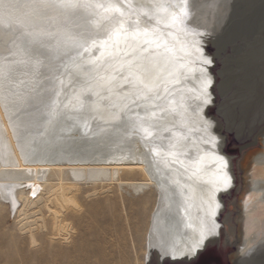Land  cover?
<instances>
[{
	"label": "rangeland",
	"instance_id": "rangeland-1",
	"mask_svg": "<svg viewBox=\"0 0 264 264\" xmlns=\"http://www.w3.org/2000/svg\"><path fill=\"white\" fill-rule=\"evenodd\" d=\"M218 1L0 0V120L5 119L10 122H7L10 128L19 130L20 134L15 131L16 135L27 137L29 148L36 157H62L64 154L67 158L73 153L85 155L95 151L126 153L131 150V133H141L144 127V130L148 129V133L145 131L149 135L147 137L151 138H147V143L138 141L142 151L145 150L144 144L151 141L161 145L165 152L169 143L164 154L166 158H172L171 163L174 159L177 163L182 156L192 164L202 160L204 164L200 173L204 175L209 169L213 171L212 167L226 168L225 163L232 159L224 149L227 139L225 128L235 108L243 102V111L253 116L259 127L256 135L251 131L244 134L250 139L256 136L257 145L261 144L264 152V0ZM173 27L178 35L173 41L184 46L181 53L194 44H204L198 51H192L195 58L189 63V66L194 65L199 77L197 95L186 90L183 78L175 76L176 67V70L180 69L178 63L159 58L160 63L154 58L156 62L148 64L143 58L152 49V33L159 32V29L160 33H166ZM114 32H119V37ZM114 37L117 40L122 38L120 46L114 43ZM147 48L149 50L145 51ZM209 60L214 65L207 70L209 67L205 61ZM239 70L244 71V77L238 74L231 82L228 81ZM208 71L212 76L207 77ZM162 76L166 81L161 83ZM146 77L149 78L144 79ZM151 78L157 79L153 81ZM205 81L209 82L206 87ZM146 82L150 88L144 86ZM192 82L195 83L196 79ZM225 83L228 87L226 95H223ZM175 85L178 88L181 85V88L176 89ZM186 91H190L189 94ZM176 119H180L179 123ZM147 122L160 129L154 127L155 131L149 133L151 125L146 127ZM184 128H187L185 131L192 130L186 133ZM160 133L169 139L165 140ZM71 135L81 137L80 141L73 143ZM250 139L247 141L251 142ZM107 143L109 148L104 146ZM1 146L4 148L2 143L0 149L3 150ZM194 153H197L196 161L191 159ZM262 165L264 158L255 164L258 171H262ZM240 166L243 167H236L237 171L250 169L257 174L245 162ZM59 175L60 172L53 171L47 186L39 190L38 195L44 200L53 196ZM60 176L66 193L72 197L70 205L61 210L60 224L63 228L56 225L61 204L54 197L56 202L51 205L54 213H48L44 204L36 208L44 213L46 220L33 225L35 242L30 232L22 229L23 222L19 224V208L0 189V264H147L148 230L158 192L150 189L135 195L131 188H126L129 192H122L117 184L109 187L74 183L68 170ZM149 178L133 170H125L123 174L124 180ZM20 182L23 190L19 198L33 191L38 184L36 180ZM233 198L230 205L239 200L237 193ZM179 228L175 234L180 238L186 235L187 228L181 223Z\"/></svg>",
	"mask_w": 264,
	"mask_h": 264
},
{
	"label": "bare ground",
	"instance_id": "bare-ground-1",
	"mask_svg": "<svg viewBox=\"0 0 264 264\" xmlns=\"http://www.w3.org/2000/svg\"><path fill=\"white\" fill-rule=\"evenodd\" d=\"M210 2H213V1H210ZM221 2H223V1H221ZM216 7H217V5H216ZM223 7H225V6H223ZM224 11H225V9H224ZM254 20H253V22H254ZM247 21H249V20H247ZM250 26H251V24H250ZM262 27H264V26H262ZM258 28H259V26H258ZM261 28H259V29H261ZM168 29L169 30H167L168 32H166V33H160V29L159 30L157 29L159 32L152 33V35H153L152 36L153 38L151 37L152 38L151 40L153 41L152 45H151L152 49H151V51H149V53H146L143 58L145 61H148V64H151L152 62L154 63V61H155V60H153L154 58L158 61H160V60L164 61L165 60V62L168 61V62H171L173 64L178 63L180 69L176 70L177 69V67H176V69H175L176 75L175 74L174 75L176 77H178L179 79L183 78L185 80V84H183V85L187 88L186 90L193 91L194 95H197L199 89H196V88L198 87L197 80L199 77H198V75H196L194 65L189 66V63H191L193 61V60L191 61V59L195 58L194 54H192V51H198L199 49L204 47V44H194L193 46L186 48L181 53L182 49H184V46L181 43L177 44L176 43L177 41H173V39H176L178 36L174 30L176 28L173 27V28H168ZM170 30H172V31H170ZM198 30H200V29H198ZM186 31L188 32V30H186ZM180 32H182V30ZM117 33L120 34L119 32H116V33L114 32L115 36L119 37V35H117ZM184 33H182V34L184 35ZM184 36H187V35H184ZM148 37L150 38V36H148ZM121 39H119V40H121ZM116 40H117V38H115V41ZM119 40H117L116 42L114 41V43L117 46H120V44H121V43H119ZM262 40L263 39L261 38L260 41H262ZM188 42H190V41H188ZM148 50H149V48H147V50H145V51H148ZM189 51H191V52H189ZM157 57H158V59H157ZM159 58H160V60H159ZM158 61H157V63H159ZM162 61H160V63ZM211 62H212V60H211ZM167 65L165 66V68L168 67ZM212 65H214V63H211V65L208 63V65H206V66L209 68H206V69L207 70L211 69ZM171 67H172V65H171ZM149 68H150V66H149ZM152 68L154 69V67H152ZM172 68H175V66ZM145 70H146V68H145ZM156 70L157 69L155 68V71ZM259 70H260V68H259ZM165 71H167V70H165ZM170 71H171V68H170ZM209 71H208L207 77L212 76L209 73ZM154 72L152 74H154ZM197 73H199V72L197 71ZM258 73H259V71H258ZM160 74H161V72H160ZM238 74H240L242 77H244V71L239 70V71H236L234 75H231L230 79L228 81L231 82L234 79V77ZM172 75H173V73H172ZM204 75H202V77ZM144 76L145 75L143 74V77ZM165 77H167V76H165ZM207 77H205V78H207ZM148 78L146 77L144 79H148ZM162 78H163V80H161V83L166 81V80H164L163 76H162ZM151 79H153V78H151ZM192 79H196V82L195 83L192 82ZM155 80L153 79V81H155ZM171 80H172V78H171ZM205 80H207V79H205ZM212 80H213V78H212ZM250 80L252 82V79H250ZM199 81H201V80H199ZM150 82H151V80H150ZM157 83H159V82L157 81ZM143 84H145V83H143ZM153 84H154V82H153ZM176 85H178L177 81H176ZM144 86H147V82H146V85H144ZM164 86H166V84ZM164 86H163V88H165ZM209 86H211V85H209ZM153 87H156V86H153ZM153 87H151V89H154ZM200 87L201 86H199V88ZM227 87H228V85H226V83L223 84V88H222L223 95H226ZM148 88H150V87H148ZM166 88L168 89V86H166ZM180 88H181V85L179 88L177 87L176 89H180ZM167 89H166V91H167ZM170 89L172 90V88H170ZM146 90H148V89H146ZM171 90H169V91L171 92ZM181 90H180V92H181ZM208 91H209V89H208ZM152 92H153V90H152ZM189 92H187V93L189 94ZM181 93H182V96L184 95V97H185V94H183V92H181ZM178 94H179V92H178ZM206 94H205V97H206ZM215 94H216V92H215ZM173 95L176 96L177 94L176 95L173 94ZM168 97H169V95L166 98L167 100L169 99ZM177 97H178V95H177ZM210 97H212V96H210ZM210 97L207 96V98H210ZM236 97H239V96H236ZM178 98H181V96ZM201 100H203L202 97H201ZM167 102H169V101H167ZM179 102H181V100ZM181 104H183V101ZM181 104H180V107H181ZM208 104H210V103H208ZM170 105H171V102H170ZM256 105H258V107L260 106L259 104H256ZM243 107H244V103L242 102V105H240V107L235 108V110L232 114L233 117L230 119V122L227 123L228 125L225 128L227 139L225 138L226 142L223 140L225 143L224 149L229 152V157L232 159L229 162L225 163L226 168L212 167V168H214L213 171L211 169H209V172L207 174H204V175L202 173H200V169H202V166L204 164V163L203 164L201 163L202 160H198V163L194 162L195 164L194 163L192 164L189 161V159H188V161H186L187 158H184L182 156V158H180L177 163L174 162V160L176 161V159L173 160L174 164H173V162L171 163L172 158L170 159L169 156H168L169 158H166L167 156H166V154H164L167 151L169 143H167V147L165 146L166 147L165 152H163V149L161 150V148H160L161 145L158 144L159 145L158 146L157 142L154 143L151 141H150L151 143L149 142V144H144L145 150L142 151L140 149L138 141L141 140L145 143L149 138H151V137H149V138L147 137L149 135L146 134L145 131L147 132L148 129L144 130V127H142V131H140L141 133H138V132H132L131 133V135H130L131 150L126 152V153H104L103 154L99 151H95V152H91V153H87V154L85 153V155H76V153H73L72 156L68 155L67 158L64 156V154L62 157L59 155H48V156L36 157V156H34V151L30 150V148H29V142L27 140V137L25 135H23L22 132H21L22 136L16 135L15 131H19V130H14L15 128L12 129V127L10 128L9 127L10 124L8 125L7 124L8 121H6L5 119L0 120V139H1L0 143H2L4 146V148H2V146H1V148L3 150L0 149V189L13 202V204L17 208H19V212H18L19 224L21 222H23L22 229H25V230L30 232L31 239L34 242H35V236L32 233L33 225L37 224V221L46 220L44 217V213H40V211L36 209L38 207V205H40V204H44V208L46 209V211L48 213L52 214V213H54L55 209H53L51 207V205L53 203H55L56 201H60L59 203L61 204V206H59L60 208L58 209L59 214L57 215V224L56 225H57V227L63 228L62 225L60 224L61 210H63V208H65L67 205H70V202L72 200V197L68 196V194L66 193V191H65L66 186L64 185V180L60 176V175H62V173L65 170H68V172L71 176L70 178L74 183H83V184H86L88 186L93 185V184H99V185H103V186L107 185V186L111 187L112 185L117 184L119 189L122 192H124L125 190L127 191L126 188H131L135 195H139L140 193H144L146 190L155 189L158 192V200H157L156 208L152 214L151 223H150V227L148 230V246H149V248H148V253H147V255H148L147 264H194L197 262V260L201 256H203L207 253H211V252H216V253L220 254L222 259H223L222 260L223 264H264V166L262 165V171L261 170L258 171L257 167L255 166L256 162H261L262 158H264V152L262 151V149L260 147L261 144H260V146L257 145V142H256L257 137L256 136H255V139H252V138L250 139V137H247L244 134L245 132L251 131V134L256 135V132H257L259 127L255 124L254 117L251 116L249 113L247 114L243 111V109H244ZM201 108H203V107H201ZM217 108H218V106H217ZM0 109H1V105H0ZM218 109H216V110H218ZM208 111H209V109H208ZM187 113H189V112H187ZM187 113H185V115ZM209 113H211V111ZM170 115H168V116L170 117ZM188 115L186 116V118L188 117ZM216 115H218V114H216ZM172 116H173V114L171 115V117ZM175 116H173V117H175ZM176 117H178V116H176ZM189 117H191V116L189 115ZM224 117H226V116H224ZM227 117H229V115H227ZM183 119H184V116H183ZM165 120H167V119L165 118ZM176 120L175 121L179 123L178 120H180V119H176ZM159 121H160V119H159ZM149 122H147L145 124L146 127L149 125L148 124ZM165 122H167V121H165ZM192 122H194V121L192 120ZM8 123H10V122H8ZM151 123H150L151 128L149 129L150 130L149 133H151V131L154 132L155 131L154 127H156V126H154V124H151ZM163 123L164 122H162V124ZM213 123H214V121H213ZM166 125H168V124H166ZM170 125H172V122ZM212 125H214V124H212ZM162 126H161V129H162ZM176 126H178V125L176 124ZM218 126H221V125H218ZM169 127L171 128L172 126H169ZM174 127H175V125H174ZM157 129H160V127ZM181 129H182V127H180V130L178 128L179 131H181ZM186 129L184 128V131ZM173 130H175V129H173ZM188 131L189 130H187L185 132L187 133ZM165 132H166V130H165ZM211 132H212V130H211ZM195 133H196V131H195ZM205 133H206V130H205ZM18 134H20V131ZM159 135L163 136L161 133ZM171 135H173V134H171ZM196 135H197V133H196ZM198 135H200V134H198ZM209 135H207V136H209ZM166 136H167V134H166ZM201 136H200V138H202ZM159 137L157 136L156 138H159ZM176 137H177V135H176ZM182 137H184V136H182ZM193 137H195V136H193ZM216 137H217V135H215V139H216ZM80 138L81 137H77V136L76 137H74V136L70 137V139L73 141V143L79 142ZM163 138L165 140L169 139L168 136H167V138L163 136ZM163 138H162V140L161 139L160 140L163 141ZM186 138L188 139V137H186ZM179 139H180V137L178 138V140ZM189 139H192V138H189ZM196 139H197V136H196ZM248 139H250L251 142L247 141ZM170 140H171V138H170ZM172 140H173V138H172ZM178 140H176V141H178ZM154 141H156V140H154ZM191 141L192 140H190V142ZM212 141H215V140H212ZM180 142H183V141H180ZM187 142H188V140L186 141V143L184 141L185 144H187ZM179 143H177V144H179ZM204 144H205V142H204ZM213 144L215 145V143H213ZM202 145H203V143H202ZM216 145H218V144H216ZM104 146L105 147L107 146L109 148V143L104 144ZM192 146H194V145H191V147ZM165 147H164V149H165ZM169 147H171V146H169ZM182 147H183V144H182ZM189 147H190V145H189ZM213 147H215V146H213ZM185 148H187V147H185ZM209 148L211 149L212 147L210 146ZM202 149H204V148H202ZM177 150H179V149H177ZM180 150H181V148H180ZM183 151L184 150L182 149V153H183ZM210 151H209V153H210ZM172 152L174 153V151H172ZM193 152H195V150ZM217 152H218V150H217ZM211 153H214V152H211ZM71 154H72V152H71ZM183 154H185V153H183ZM196 154L194 153L195 157L193 155L191 159H193V158L195 159L197 156ZM201 154H202V151H201ZM223 154H225V153H223ZM29 156H30V158H29ZM203 156H204V154H203ZM226 158L229 159L228 157H226ZM198 159H200V158H198ZM202 159L205 160V158H202ZM195 161H196V159H195ZM207 162H209V161L207 160ZM244 162L246 164H249L253 168V170L255 169L257 174H255V172L250 170V169L248 171H243V170L237 171L236 167H238V168L243 167V166H240V163L243 164ZM241 169H243V168H241ZM245 169L246 168H244V170ZM125 170H131V171L133 170V171L141 172V173L148 175L150 178L147 180H143V181L142 180H124L123 174H124ZM53 171L54 172L55 171L60 172V175L58 177V183L56 185V188L53 191V196H49L47 198V200H44L43 196L38 195V193H39V190H43L44 187L47 186V184L49 183V177L51 176V173ZM55 174H57V173H55ZM3 180H7L8 182H5V183L1 182ZM21 180H36L38 184L33 191H31V192L28 191V192H26V195L24 197L19 198V194L23 190V189H21V182H20ZM107 191H109V190H107ZM127 192H129V191H127ZM236 193L238 195L239 200H237V203L230 205V203L234 199L233 197ZM54 197L56 198L55 202H54V199H55ZM32 217H36L37 219L31 220ZM180 223L182 224L183 227L187 228L186 229L187 233L185 236H183V237L180 236V238H179V237H177L178 234H175V233H178L180 231L179 230L180 229L179 228ZM210 229L214 230L217 235L213 236V237H208L206 235L205 241L203 242L202 246L193 247V245H195L196 241L199 240L200 233L202 231L207 233ZM172 235H174V236H172ZM209 238H211L213 240V243H211V244L207 243V240Z\"/></svg>",
	"mask_w": 264,
	"mask_h": 264
},
{
	"label": "water",
	"instance_id": "water-1",
	"mask_svg": "<svg viewBox=\"0 0 264 264\" xmlns=\"http://www.w3.org/2000/svg\"><path fill=\"white\" fill-rule=\"evenodd\" d=\"M222 260L220 254L211 252L201 256L194 264H223Z\"/></svg>",
	"mask_w": 264,
	"mask_h": 264
},
{
	"label": "snow or ice",
	"instance_id": "snow-or-ice-1",
	"mask_svg": "<svg viewBox=\"0 0 264 264\" xmlns=\"http://www.w3.org/2000/svg\"><path fill=\"white\" fill-rule=\"evenodd\" d=\"M205 63H211V61L209 60V61H205ZM205 83V87L207 86V84L209 83L208 81H205L204 82ZM206 235L208 236V237H213V236H216L217 234H216V232L214 231V230H209L207 233H205V232H201L200 233V238H199V240H197L196 241V243H195V245H193V247H196V246H202V244H203V242L205 241V237H206ZM207 243L208 244H211V243H213V240L211 239V238H209L208 240H207Z\"/></svg>",
	"mask_w": 264,
	"mask_h": 264
}]
</instances>
